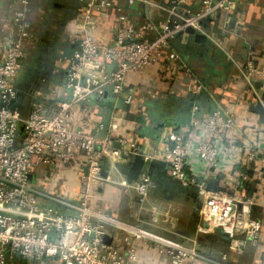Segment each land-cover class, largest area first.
<instances>
[{"label": "built area", "instance_id": "obj_1", "mask_svg": "<svg viewBox=\"0 0 264 264\" xmlns=\"http://www.w3.org/2000/svg\"><path fill=\"white\" fill-rule=\"evenodd\" d=\"M85 1L88 22L93 12L102 15L112 9L110 0ZM233 1L201 0L202 10L191 18L190 11L176 12L189 0H178L171 10L174 20L143 26L142 31L148 36L128 25L126 16H122L123 25L111 45L90 35L79 37L64 84L69 98L53 112L35 101L27 115L10 107L19 93L11 82L23 70V43L32 37L26 16L28 1H23V9L15 16L16 34L7 39L6 56L0 60V264H148L138 255L141 244L157 250L166 264H199L203 260L195 246L186 247L99 214L91 207V194L103 190L108 183L102 176L103 161L113 164L131 159L142 149L133 135L97 137V130L102 131L103 125L95 123L89 105L93 102L91 96L101 98L106 86L124 104H132L134 92L128 88V77L162 65L164 52L170 50V42L179 33L189 27L202 31L201 20L229 9ZM168 58L181 59L175 52H170ZM115 63L117 70L108 75L102 73L106 64ZM242 75L252 83L264 79V70L250 59ZM202 90L200 81L194 80L190 93L196 96ZM196 112L194 107L193 114ZM240 130L237 118L217 109L207 120L195 117L186 133L166 127L162 143L145 159L165 163L172 179L185 188L198 190L200 236L225 235L229 250L244 255L260 246L263 229L261 221L252 217L255 203L248 197L251 180L245 172L264 161L261 152L250 144L243 151L234 145L233 136ZM190 131L194 132L193 137L188 135ZM82 166L86 168L85 176L74 202L53 198L30 181L35 170L45 169L59 177L64 169ZM223 175L219 182L217 179ZM152 186L149 176L142 174L135 189L145 196ZM47 200L63 204L68 210L45 206ZM106 237L111 239L109 244ZM222 259L226 260L227 255Z\"/></svg>", "mask_w": 264, "mask_h": 264}, {"label": "crops", "instance_id": "obj_2", "mask_svg": "<svg viewBox=\"0 0 264 264\" xmlns=\"http://www.w3.org/2000/svg\"><path fill=\"white\" fill-rule=\"evenodd\" d=\"M23 1L0 0V60L6 56L7 39L16 34L15 16L23 9ZM27 1L26 16L32 37L23 43V70L11 82L19 93L10 103L11 109L23 115L28 114L35 101L44 103L53 112L69 98L64 84L79 37L90 35L104 45H111L123 25L122 16H126L128 25L143 33V26L174 20L171 10L177 4L174 0H135L134 3L110 0L112 9L102 15L93 12L88 22L85 0ZM198 6L201 11V0H189L180 14L193 12ZM213 18L208 44H196L189 36L175 38L170 50L164 52L162 65L128 77V88L134 92L132 104L126 105L111 94L110 99L95 98L89 105L95 123L103 125L102 131L97 130V137L133 135L142 149L131 159L113 164L103 161L102 176L106 172L103 177L108 183L103 190L91 194L90 203L99 214L186 247H197L203 257L199 264H264V162L245 172L251 180L248 197L255 203L252 217L261 221L263 229L260 246L249 249L244 255L230 251L229 243L220 235L198 234L199 217L194 211L201 203L198 190L185 188L172 179L165 163L146 161L139 175L133 170L136 157H145L160 146L166 127L186 133L195 117L207 120L217 109L229 112L240 123V132L233 136L234 145L243 151L250 144L261 152L264 161V114L253 111L258 104L264 108V79L258 80L263 84L256 88L242 75L250 59L258 69L264 70V0H234L229 9L219 10ZM170 52L177 53L180 61H169ZM117 68L116 63L106 64L101 70L108 75ZM194 80H199L203 87L196 96L190 93ZM198 96L201 99L194 102L193 98ZM164 123L166 126L159 128ZM193 134L188 133L192 137ZM138 167L140 164L136 165ZM85 170V166L64 169L56 177L39 169L32 172L30 181L53 198L74 202L79 198ZM142 174H147L153 183L145 196L135 189ZM223 178L224 175L217 180L220 182ZM44 205L68 210L54 200H47ZM137 251L148 264H166L155 249L141 244ZM224 254L226 260L222 259Z\"/></svg>", "mask_w": 264, "mask_h": 264}, {"label": "water", "instance_id": "obj_3", "mask_svg": "<svg viewBox=\"0 0 264 264\" xmlns=\"http://www.w3.org/2000/svg\"><path fill=\"white\" fill-rule=\"evenodd\" d=\"M228 7V5H226ZM199 8H197L195 11L191 12L190 11V14H188V17H195V13L196 12H199L200 10V6H198ZM180 12V11H179ZM214 22V18L213 17H207L206 19L204 20H201L199 22V26L202 28V31H197L195 30L194 28L192 27H189L187 28L184 32H181L179 33L177 36H176V39H181L183 36H189V37H192L193 41L196 43V44H199V45H206L208 44V41H209V33H210V26L211 24ZM73 58V55H71V59ZM252 84L257 88L258 85H261L263 84L262 81H253ZM111 98V87L110 86H106L105 87V90L103 92V95H102V99L103 100H107V99H110ZM95 97L94 96H91V100L94 101ZM255 113H260V114H264V108L261 104H258L256 106V108H254L253 110ZM166 126V123L162 124L159 126V128H164ZM157 128V130L159 129ZM176 132H178L176 130ZM146 163V159L145 157L143 156H138L135 158V162H134V166L135 168L133 170H137L136 174L139 175L140 171L142 170V167L145 165ZM140 164V167H138V169L136 168V165ZM140 170V171H139ZM106 172H103V176L106 177ZM201 208V203L197 206V209H200ZM222 239L227 241L228 240V237L227 236H222ZM111 239L110 237H106L105 238V242H107L108 244L110 243Z\"/></svg>", "mask_w": 264, "mask_h": 264}, {"label": "trees", "instance_id": "obj_4", "mask_svg": "<svg viewBox=\"0 0 264 264\" xmlns=\"http://www.w3.org/2000/svg\"><path fill=\"white\" fill-rule=\"evenodd\" d=\"M174 1L177 2L178 0H174ZM180 8H182V6H181ZM210 30H211V26H210ZM172 44H173V40L170 42V45H172ZM201 82H202V81H201ZM202 83H203V82H202ZM199 99H201L199 96L193 98L194 102L198 101Z\"/></svg>", "mask_w": 264, "mask_h": 264}, {"label": "rangeland", "instance_id": "obj_5", "mask_svg": "<svg viewBox=\"0 0 264 264\" xmlns=\"http://www.w3.org/2000/svg\"><path fill=\"white\" fill-rule=\"evenodd\" d=\"M197 209H195L194 211H196ZM197 213V212H196Z\"/></svg>", "mask_w": 264, "mask_h": 264}]
</instances>
